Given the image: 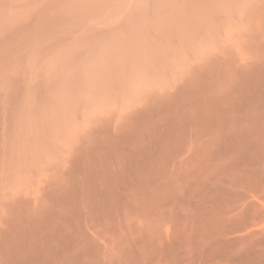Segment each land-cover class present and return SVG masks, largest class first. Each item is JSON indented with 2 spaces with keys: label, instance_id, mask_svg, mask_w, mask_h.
I'll return each instance as SVG.
<instances>
[{
  "label": "bare ground",
  "instance_id": "1",
  "mask_svg": "<svg viewBox=\"0 0 264 264\" xmlns=\"http://www.w3.org/2000/svg\"><path fill=\"white\" fill-rule=\"evenodd\" d=\"M248 1L250 2V0ZM246 3L248 4V2ZM195 10L194 7V11ZM182 11H180L181 15H183ZM188 11L186 12L190 15L191 12L189 13ZM175 12H179L178 9ZM260 13L261 12H259V14ZM212 14L215 13L213 12ZM259 14H256L255 17ZM185 16L189 17L188 15ZM205 17L204 19H206ZM263 17L264 12H262L261 18ZM237 18L240 17L237 16ZM224 20L217 21L223 23ZM210 21L213 22V20ZM190 24H192V22ZM229 24H231V22ZM167 25L164 24L166 27ZM225 25L226 23L224 26ZM224 26L221 27L225 28ZM253 26L254 25H252V27ZM263 26H261L260 22V27ZM162 27L161 25L160 28ZM245 28L247 29L246 25ZM159 30H162L164 34L168 31L167 28L166 30L165 28ZM216 30L218 31V29ZM252 30L251 28L250 33H252ZM211 31L214 30L212 29ZM175 32L177 33V31ZM213 33L215 34V32ZM217 34L221 35L219 33ZM252 34H254V32ZM208 36L209 35H207L206 38ZM255 36L254 39L250 37L253 39L252 40L249 39V37L247 39V36L242 38L241 35L240 39L242 38L241 40L243 43L239 42L241 45L238 47H242L243 45V50L241 48L243 52H238L240 56L237 55L238 53L236 52L238 47L234 49L235 53H237L235 54L236 56H234V53L231 54L232 52H230L231 49L227 48L229 45L226 47L225 51L218 52L221 43H219L220 45L215 54L213 53V55H211L208 53L210 57L206 56V52V54L204 53V59L201 57V54H198L202 58L201 60L197 55V57L195 56L196 58H194L196 61L193 60L194 62H190L184 55V58L181 57L183 61L186 59L189 60V62L183 63L182 61L183 64L181 63V65L184 66L180 69V72H176L175 67L178 68L181 60L178 58L180 62L176 66L178 62V60L175 59L176 54L171 52L174 46L170 49L171 51L168 50L169 48H167L165 43L169 44L170 42H168V40L170 41V39H168L169 36H167V38L165 36L167 42L164 43L165 45L162 41L160 42L164 45L162 46L161 44V49L162 47H166V51H169V53L171 52L170 55L172 54L173 57L170 56L169 53H166L167 55L163 53L164 60L159 61L162 59L160 58L158 60L160 57L159 54L162 56L163 51V49H160L161 52L158 53V56L156 55L157 57L155 58L159 62L158 65L157 60L156 63L151 60L152 63H155L154 66H157V68L155 66L156 69L153 68L155 71L151 69L152 71L150 70L147 72L146 76L142 73L143 75L141 76H145L143 77V81L141 79L142 82H140L141 76L138 77L141 73H135L137 76L135 75L136 78L135 76L133 77L135 79L138 78V80L134 81L133 78V85H135V82H138L137 84L139 85L136 84V86L140 87V84H143L145 81L143 84L144 86L142 85L143 87L141 86V89L138 88L137 90V87L132 85V80L129 82L134 88L128 84V88L125 90H129V87L131 90L136 88L134 91H129L134 97L128 93L125 94L132 97L129 99L128 97L130 96H126L129 100V103H126L127 106H122L123 104H121L122 107H126V110H123L125 112L121 111L120 109L122 108L119 107V109L117 106L122 112H120L119 116L121 115L120 117L123 118L121 119L119 117L116 121V118L114 119L116 122H114V125L112 124L114 130L110 131L109 129V127L111 128L110 123L112 120L109 121L108 127L103 125H106V121L109 119H106L104 124L102 121V126H100L103 127L105 131L106 128L108 129V131L105 132H108L107 134L103 135L102 133H104V131L99 130L100 136L96 137L94 135H99V132L92 135V130L89 131L91 138L92 136L94 137V139L92 138L93 143L91 145L90 142L92 141L90 140L85 142L88 144L90 143L89 147L91 148H88L86 144V146L82 147H87L88 149L76 147V149L78 148L79 153L77 154L79 155H74V161L71 160L72 167L68 165L70 168L67 167L69 168L67 170L64 169V166L62 168V165H60L63 161L59 163V167H61L60 170H66H63L65 173L62 172V174L64 173V175L67 176V180L64 179V175H62V178V176H58L57 174L55 178L52 176V181L50 174H52L51 171L55 169L53 166H55L54 161H56V159L53 161L54 164L51 165V167L54 168H52V170L46 163L50 162V156L48 155V157L46 155V158L43 156V158H45L44 165L46 163L47 166L50 167V172L46 171L48 168L47 166V168H43V163L41 164L43 167L40 165L43 159H37L38 157H42H40L42 153L50 154L48 149L49 151H52V149L46 148L47 153L46 150H44L45 148L42 147L43 151H40L41 154L39 153V155L37 154L38 156H36V149L33 146H27L28 150L32 147L34 148L30 150L31 152L33 151V153H35L34 156H36L35 162L33 161L34 166L36 163L37 165L39 163V166H41L37 168V170L39 169L41 172L44 170V173L48 172V176H50V180L48 177H44L47 179L45 180L40 177V175H43V172L35 176L34 173L38 172L32 171L34 178H30L31 181L35 178L39 179L40 177V180L43 182H48L49 180V182L52 181V183L44 182V185L40 187V180H38L39 182L36 180V184H39L38 187L41 189L38 190L39 188L37 187V189L35 187L38 191L33 192L31 190L34 188H32V185L29 186L30 182L27 184L28 186H22L26 188L31 187L32 189L28 190L33 194L34 192H38L35 193V195L40 194L39 191H42L43 194L38 195L39 197L37 195V197L34 196L36 199L38 198V200L43 196L44 200L40 199L43 202H39L36 199L33 200L34 198L32 196V198L30 197L31 193H28L29 197L26 195L28 198L23 197V192L21 193L19 190L21 185L20 188H18L20 182L14 187L17 186L16 190L20 191L21 196L18 191L8 196L9 190L6 188L12 184V178L21 174L22 169L24 173L25 168L22 167V169H20L21 166L17 165L19 166L17 167L12 164L13 161L16 164L18 160L21 161L19 158L20 155L16 162V159L13 160V156H9L8 158L9 154L7 153L10 152L11 154L13 151V153L18 152L21 154L20 152H25V149L22 151L18 147L16 149L20 151H17L15 148L11 147L12 151H8L6 147L7 149L9 148L6 145L5 152H8L4 153L9 160L2 155V163L5 158V164L1 163L2 165L0 166V264H264V37H257L260 36L258 33ZM261 36H264V33ZM159 38H163L162 40L166 41V39L164 40V35L157 39ZM182 39L184 38L182 37ZM211 39H214V37ZM217 39L220 40L219 38ZM243 39H246V41L244 42ZM172 40L173 39H171L170 44H172ZM180 40L181 39H179V41ZM225 40L229 39L227 38ZM184 41L186 42V40ZM184 41H182V46L186 44ZM203 42L201 43L203 44ZM223 42L225 41L223 40ZM179 43H181V41ZM189 46L190 45L187 44V47ZM202 47L201 45V49ZM193 48H191V50ZM220 49L223 50L224 47L222 46ZM113 50L112 48V51ZM227 50H229V52H226ZM178 52L180 53V48ZM197 53L195 51V54ZM188 54L192 56V53L189 52ZM164 55H166V59ZM130 56L134 58L131 54ZM125 57L124 55L123 59ZM197 59H199V61H197ZM146 61H143L144 64H146ZM136 62L138 61L136 60ZM152 63H150L151 66ZM170 66L174 67V71L177 75L173 72V69L170 71ZM177 70L179 71V69ZM76 75H78V73L75 74V76ZM75 76L73 75L74 81L78 77L75 78ZM130 78L128 79L130 80ZM105 81L106 80H104V82ZM69 82L71 83V81ZM76 82L78 83V81ZM72 83L75 85L74 82ZM39 84L40 83H37V85ZM68 86L70 87V85ZM64 87L66 88V86ZM65 88H63V90ZM63 90L62 93H66ZM71 90L69 89V91ZM119 92H121V89ZM119 92L117 91L116 97ZM58 95L61 96L62 94L59 92ZM123 95L122 97L125 96ZM71 96L72 95H69V98ZM111 99L109 97V100ZM124 99L126 98L124 97ZM102 101H104L103 98ZM122 101V103H124V100ZM56 107L58 108V106ZM56 107H51L52 113H55L53 109L58 112ZM60 107L62 108V106H59V108ZM49 109L48 111L51 112ZM118 109L116 111H118ZM42 111L44 113V110ZM61 111H63V108ZM49 112H47V114ZM73 113L72 111V114ZM109 113H111V111ZM115 113L116 112H114V115ZM123 113H125V115ZM62 114L63 113H60L63 121V117L67 116V113H65V116ZM39 115L41 116V112ZM46 115L45 117L42 115L46 123L45 125L51 127L49 130L52 128L54 129V122H51L50 119H53L56 115H53V117L52 114L47 115V120L51 123L47 120L45 121ZM40 116H37V119L35 118L36 122ZM49 116H51V118ZM61 116L59 117L60 119ZM56 120L55 126L62 123H59L58 119L56 125ZM7 122L8 123H5L6 125L9 124V126L14 124L12 123L10 125L9 120ZM48 123L50 125H48ZM40 124L44 126L43 122ZM40 124L37 127H40ZM4 125L2 129L5 127ZM34 125L35 124H33V126ZM9 126L7 131L10 130V134L12 133L11 135H14V131L12 132ZM59 127L60 131H62V125ZM5 128H7V126ZM38 129L39 128H37V130ZM43 129L47 130V132L41 131L39 135L42 136V133L48 135L49 130L47 128ZM68 129L67 131L70 130ZM56 130L57 129H54V131L51 130L53 132L52 135H56V133H54ZM24 131L23 133L25 134ZM93 131L96 133V129ZM9 132L5 135L10 136L8 135ZM16 133L17 131H15V134ZM63 133L61 134L64 136ZM20 134H17L19 138L21 137ZM50 134L49 137H51ZM5 135L3 136L6 137ZM86 135L85 137H81L86 138ZM18 136L15 139L16 143L20 144L21 139L19 140ZM14 137L15 135L13 138ZM28 137L26 138H31ZM43 137L44 135L40 139L43 140ZM49 137L47 136V138ZM78 137L80 141V136L78 135ZM3 138L1 139L3 140ZM23 138L24 137H22V139ZM47 138L44 137V142ZM1 139L0 143H2ZM15 139L13 140L15 141ZM27 139H25L26 143H31V139L30 141H27ZM34 139L35 138L32 136V141H36V143L40 141L39 139L38 141ZM50 139L54 140V138ZM50 139L47 140L48 143H50ZM56 139L53 143H55V141L56 143L58 142ZM5 140L10 141L8 137L7 139L5 138ZM13 140L11 142H14ZM67 140L69 139H66V141ZM47 141L45 143L49 146ZM59 141L61 140L59 139ZM77 141L78 140H76V143ZM44 142L41 143L44 145ZM81 142L82 144H78L83 145L84 142ZM3 143L2 146L0 145L1 147H3ZM38 143L40 145V142ZM70 143L68 145H71ZM11 145L14 146L12 143ZM33 145H35V142ZM18 146L21 148L23 144ZM53 146L50 147L58 149L60 145H57L58 147L55 145L56 148ZM37 148V150H39V147ZM59 149V152L60 150L62 151V149ZM74 149L71 151H74ZM0 150V154H2L1 152L3 149ZM75 151L78 152L77 150ZM26 152V156L31 153L29 151ZM55 152L57 153L56 150ZM59 152L57 154L58 156H60V154H62V156L66 154L65 152L64 154ZM74 152H71V154L73 155ZM67 153H69V150ZM21 155H23L22 158H24L25 154L22 153ZM54 155L56 156V154ZM28 158L30 159V156ZM28 158L27 162L29 160ZM59 158L60 157L57 159ZM62 158L60 160H70V157H66V155ZM64 158L68 159L65 160ZM32 160L33 159H31L30 163L33 166ZM60 160L58 162H61ZM23 162L21 165L24 164ZM28 164L29 163H27V165ZM63 164L66 165L67 163L64 162ZM27 165L25 164V166ZM33 167L31 168L32 170ZM36 167H34V169ZM59 167L56 166L58 171L55 170L54 172L57 171L61 173ZM29 172L30 171L27 173ZM23 173L20 177L23 175L22 177L24 178L25 174ZM33 175L31 177H33ZM29 176L28 174L27 178H29ZM22 177L20 181L23 180ZM16 178L17 177H15V179ZM27 182L28 180L26 183ZM21 184L25 183L21 182ZM33 184H35V181H33ZM11 187L10 190L14 188L13 186ZM5 189L8 190V192L6 191L8 195L4 194ZM28 190L26 192H29ZM17 192L19 194H16ZM29 198H31L34 203H32Z\"/></svg>",
  "mask_w": 264,
  "mask_h": 264
},
{
  "label": "rangeland",
  "instance_id": "2",
  "mask_svg": "<svg viewBox=\"0 0 264 264\" xmlns=\"http://www.w3.org/2000/svg\"><path fill=\"white\" fill-rule=\"evenodd\" d=\"M259 1H261V2H259ZM246 2H248V4ZM262 2H263V4H262ZM194 3H195V5H194ZM193 5L196 9L195 11H194ZM247 5H250V6H247ZM228 7H230L231 9ZM258 8L260 11L258 10ZM177 9L179 12H175V11H177ZM203 10H204V12H203ZM253 10H254V12H253ZM180 11H182L183 15L180 14L181 13ZM186 11H188L189 13L191 12L190 15L187 14ZM228 11L229 12L231 11L232 13L231 12L229 13ZM238 11H240V12H238ZM246 11H247V13H246ZM208 12H209V14H208ZM213 12L215 14H212ZM219 12L221 13V15ZM259 12H261L260 13L261 15L259 14ZM262 12H264V0H253V1L250 0V2L248 0H0V139L4 137L3 135H5L7 132L10 131V130L7 131L9 124L6 125V123H8L7 122L8 120H9L10 125L12 123H14L11 126H9L10 127L9 129H11L12 132L14 131L13 134L15 135V137L13 138L14 135H11L12 133L10 134V132H9L8 135H10L11 138H10V136H6L7 135L6 134L5 135L6 137L3 138L4 141L1 139V142L2 143L5 142L6 144L3 143V147H1L2 143H0V145H1L0 149H3L1 152L2 154H0V159H1L0 160L1 161L0 166L3 163L5 164V158H7L6 157L7 155L5 153H7L8 151H12L11 147L15 148V150H17V151L19 149L22 151H23V149H25V152H20L21 154L24 153L25 156L27 154L26 151L31 152L30 150H32L34 148L36 149L35 151H37L36 154L33 153V151L28 154L30 156V159L28 158L29 157L28 155H27L28 157L24 156V158H22L23 155L19 154L18 152L13 153V151H12L11 154H10V152L7 153V154H9L8 158H9V156H13L14 157L13 160L16 159V162H17L18 156L19 155L21 156V157L19 156L21 161L18 160V162L20 164L18 162L16 164L14 161L12 162V164H14V166H17V165L21 166L20 169H22V167H24L25 172L23 173L24 170L22 169L21 174L23 173L26 176V178H25V176L23 178L22 177L23 175H22L21 177L23 180H21V181H20V178H21L20 175L21 174H19L18 176L17 175L14 176L12 178V181L15 184L13 182H11L12 184H10V185L14 187L15 185L19 184L18 182H20V184L18 185V188H20V185H21L22 190H21V188L19 190L21 191V193L23 192L22 193L23 197L28 198L29 194L31 193L30 197L32 196L34 198L33 200H35L38 195L43 194V193H42V191H39L40 194H38V195L36 194L37 195L36 196L35 193H38V192H34V194L32 192L40 190L41 189L40 187H41V185L42 186L44 185V182L52 183V181H53L52 176H54V178H55L57 176V174H58V176L64 175V173H65L64 171L69 169L70 166L72 167V161H74L73 159H75L74 155H76V156L79 155V154H77V153H79V151H78L79 147L81 148L82 146L87 145L88 148H91L89 146H90V143L92 145V143H93L92 140L94 139L93 136H92L93 139L91 138V134L92 135L97 134V132H99V130L104 131V133L101 132L103 135L108 133V132L105 133L106 131H108L107 128L105 131V130H103V127H101L102 123L104 124L105 123L104 121H106V119H109V120H107L108 123L106 121V125L104 124L103 126L108 127V124L110 123L109 121L112 120V122L110 123L111 128L109 127V129H110V131H113L114 128L112 126L116 123L115 121L118 120L119 117L121 116V115L119 116L120 112L123 110H126V107H122V106H124V105L127 106V104L129 103V100L127 99V97L131 95L129 91L136 90V88L134 90L133 89L131 90L130 87H129V90L128 89L125 90V89L128 88L127 86H128V84H130L129 82H131V80L134 78L133 76H135V75L137 76V74H140V73L141 74L138 75V77L143 75L142 73H144L146 76V73L149 72L151 69L153 71H155L153 69L156 66V65L154 66V64L156 63V60H157L155 58L158 56L157 54L160 53L162 49H163L162 56H161V54H159L160 57L158 58V60L160 58H162V59H160L159 61L164 60L163 53L168 54L169 51L168 52L166 51L167 50L166 47L165 48L162 47V49H161V44L162 43L164 44L165 42H167V39H166L167 36H169L168 39H170V41L168 40V42L171 43V39H173L172 41L174 42V43L172 42V44L169 43L170 46H169V44L165 43L167 48H169L168 50L172 49V47L174 46L173 47L174 49H172V51L171 50L170 51L172 53L174 52L176 54L175 59L178 60V58H179V60H181V62L179 60H178V62L176 61L177 62L176 66L180 62V64L178 65V68L175 67V64H174V67L176 69L175 71L180 72V69H182L184 66V65H181L183 58H184V55L187 59L190 60V62L196 61V59H194V58H196L198 54L199 55L201 54V57H203V59H204L206 53H207L206 54L207 57H210V55L208 53H210L211 55H213V53L215 54L217 52L216 50H217L218 46L220 45L219 43H221L220 46L221 47L223 46L224 49L222 50V49H220L221 47H219L220 50L218 49V52L225 51L226 47L229 45L230 47L228 46L227 48L231 49L230 50V52H232L231 54L234 53V56H236L235 54H237L239 51L243 50V48H242L243 45H242V47H238V46L241 45L239 42H242L241 39L244 36H247V39H248V37H249V39H252V38L254 39L256 37L255 35H257V33H258V35H260V36H257V37H259V38L264 37V36H261L264 33V31H263V28H264L263 23L264 22H262V21H264V19H263L264 17L261 18ZM254 13L259 14L260 16L257 15V17H255L256 14H254ZM185 15H188L189 17H187ZM223 15H224V17H223ZM203 16L204 17L206 16L205 17L206 19H204ZM237 16L240 17L241 19L237 18ZM257 18H258V20H257ZM194 19H196V20H194ZM222 19L223 20L225 19L223 21V23L222 22L220 23L217 21V20L222 21ZM227 19L229 22L228 21L226 22ZM197 20H198V22H197ZM210 20H213V22L215 24L213 22H211ZM181 22H182V24H181ZM187 22H188V24H187ZM191 22H192V24H190ZM224 22L226 23L225 26H224V24H225ZM230 22H231V24H229ZM247 22H248V24H247ZM260 22H261V26H263V27H260ZM167 23H168V25H167ZM198 23H200V24H198ZM164 24L167 25V27L164 26ZM171 24H173V25H171ZM176 24H177V27H176ZM161 25L165 28V30H166V28L168 29V31H166L167 35H166V32L164 34V32H162V30H159V29H164L163 27L160 28ZM245 25H246L247 29L245 28ZM252 25H254L255 27L257 26V27L256 28L254 26L252 27ZM221 26L222 27L224 26L225 28H222ZM192 27H193V29H192ZM251 28L253 29L252 33L254 32V34L250 33ZM212 29L214 31H211ZM216 29H218V31ZM254 29H255V31H254ZM187 30H189V31H187ZM200 30H201V32H200ZM175 31H177V33ZM191 31H192V33H191ZM210 31H211V34H210ZM173 32H174V34H173ZM182 32H183V34H182ZM213 32H215V34ZM245 32L248 35H252V36H248ZM261 32H263V33H261ZM217 33H219L221 35H218ZM159 34H161V35H159ZM162 35H164V40L166 39V41H163L162 40L163 38L157 39L160 36L162 37ZM205 35L206 36L209 35L210 37L208 36L206 38ZM241 35H242V38L240 39ZM165 36H166V38H165ZM170 36H172V37H170ZM173 36H175V37H173ZM176 36H177V38H176ZM181 36L184 39H182ZM220 36H222V37H220ZM226 36H228V37H226ZM155 37H156V39H155ZM213 37H214V39H211ZM250 37H252V38H250ZM196 38H197V40H196ZM217 38H219L220 40H218ZM227 38L229 40H225ZM179 39H181L180 40L181 43H179L180 42ZM184 40H186V42ZM189 40H190V42H189ZM214 40H215V42H214ZM223 40L227 43L223 42ZM243 40H244V42L246 41V39H243ZM161 41H162V43H160ZM182 41H184V43H186V44H183L184 47L182 46V43H183ZM249 41H251V40H249ZM191 42H193V43H191ZM197 42H199V43L203 42L205 47L202 43L199 44ZM205 42L212 43V44H208ZM216 42L218 43V45ZM230 42H231V44H230ZM232 42H234V43H232ZM196 43H197V45L199 44L200 46L198 45L199 46L198 47L196 45ZM238 43H239V45H238ZM163 44H162V46L165 45V44L164 45ZM176 44H177V46H176ZM187 44L190 46L187 47ZM206 44L209 46H207ZM224 44H225V46H224ZM193 45H194V48H193ZM201 45L204 48L202 47V49H201ZM152 46H154V47H152ZM182 47H183V49H182ZM195 47H196V49H195ZM207 47H209V48H207ZM235 47L240 48V49L237 48V50H236L237 53H235V51H234V49H236ZM112 48L114 49L113 51H112ZM179 48H180V53L178 52ZM191 48H193L192 50L194 52V56H193V52H192ZM241 48H242V50H241ZM150 51L153 53H151ZM181 51H182V54H181ZM186 51H187V53H186ZM195 51H196V53L198 51L199 52L197 54H195ZM124 52H125V54H124ZM189 52L192 53L193 57L190 56L191 54L190 55L188 54ZM226 52H229V50H227ZM170 53H169V55H170ZM130 54L135 59L131 58ZM151 54H153V55H151ZM178 54L179 55L181 54V55L179 56ZM239 54L240 53H238L237 55H239ZM115 55H118V56H115ZM124 55L126 57L123 59ZM166 55H164L165 59L167 58ZM169 55H168V57H169ZM186 55H189V56H186ZM199 55H198V57L201 60L202 58ZM112 56H113V58H112ZM170 56H172V54ZM181 57H183V58H181ZM144 58H146V59H144ZM190 58L191 59L193 58V59L191 60ZM147 59H149V60H147ZM127 60H129L131 62H129ZM136 60L138 62H136ZM151 60H153V62L155 61V63H152ZM158 60H157V65L159 63ZM189 60L184 59L183 63H187V61L189 62ZM143 61L144 62L146 61V64H144ZM197 61H199V59H197ZM136 63H137V65H136ZM150 63H152V66ZM132 65L134 68L132 67ZM136 66H137V68H136ZM141 66L143 67L144 71L142 70ZM147 66H150V67H147ZM146 67H147L148 71L146 70V72H145ZM174 67L170 66L169 67V68H171L170 71H172V69H173V72L177 75V73L174 71ZM156 68H157V66H156ZM177 69H179V71ZM77 73H78V75L75 76V74H77ZM120 73H121V75H120ZM135 73H137V74H135ZM73 75L75 76V78L78 76L75 81H74ZM136 76H135V78H136ZM145 76L140 77V82L143 81V77H145ZM71 77L73 80L71 79ZM128 78H130V80ZM135 78L133 80L137 81L138 78L137 79H135ZM141 79H142V81H141ZM104 80H106V81L104 82ZM133 80H132V85L134 83ZM69 81H71V83L74 82L75 85H73V83L71 84ZM76 81H78V83ZM155 82H157V81H155ZM37 83H40L39 84L40 87H39V85H37ZM137 83L138 82H135V85H133V86L137 87L136 86ZM144 83H145V81H144ZM143 84H140V87L138 86L137 90H138V88L141 89V86ZM68 85H70V87ZM72 85L74 86V89L76 88L75 90H77V91H75L73 89ZM87 85H89V86H87ZM100 85H101V87H100ZM132 85L130 84L131 87H132ZM137 85H139V84H137ZM61 86L63 88H65L64 86H66L67 89L65 88L63 90V88ZM132 88H134V87H132ZM69 89L70 90L72 89V90L69 91ZM120 89H121L122 93L119 92ZM62 90L65 91L66 93H64V92L62 93ZM117 91L119 92L118 96L119 95H121V96L116 97ZM59 92L63 96L66 95L67 97L66 96L63 97L62 95L59 96L58 95ZM136 92H138V91H136ZM127 93L130 95H128V96L125 95ZM57 95L59 96V98ZM69 95H72L71 96L72 98L71 97L69 98ZM102 95H104V96H102ZM122 95L127 100L124 99V97H122ZM90 96H91V98H90ZM131 96L128 98L130 99V98L134 97V96H132V97ZM109 97H110V99L111 98L112 99L109 100ZM102 98L104 101H102ZM87 100H88V102H87ZM122 100H124L125 104L122 103L123 102ZM53 102H54L55 106H54ZM118 102H120V103H118ZM56 104H58V105H56ZM110 104H111V106H110ZM121 104H123V105L121 106ZM56 106H58V108ZM59 106H62L63 111H61L62 108L61 107L59 108ZM117 106H118V108L119 107L122 108V109L119 108L121 111L117 108ZM51 107L52 108L56 107V109H58V112H57V110L53 109V112L55 111V113H52ZM110 107H111V109H110ZM46 108H47V110H46ZM48 109L51 112H49ZM117 109H118V111H116ZM42 110H44V113ZM72 111L74 112L73 114H72ZM110 111L113 114L109 113ZM40 112H41V116L39 115ZM47 112H49L48 114H50V115L52 114V117H53V115H56V112H57V115L53 117L54 121L51 118V116H49V117L52 119V120L50 119V121L54 122V129L58 130L60 128L59 127L60 125H62L63 129L65 128L64 129L65 131L62 128H61L62 131H60V129L58 131L56 130L58 132V134L60 131V134H59L60 136L57 134L56 131L54 133H56L57 136L52 135L53 134L52 131H54V129L52 128L49 130V128H51V127L50 126L48 127L45 125L46 123L44 122L42 115H44V117H45ZM114 112H116L115 115L118 118L114 115ZM117 112H119V113H117ZM123 112H125V111H123ZM60 113H63L62 114L63 116H65V113H67L66 114L67 116L63 117L65 119V121H64V119L62 121V116L60 115ZM123 114L125 115V113H123ZM35 115H36V117H35ZM47 115H46V119L44 118L45 121L48 119ZM37 116L41 117V118L39 117L40 120L38 119L37 122L39 124L41 122L44 123V126H43V124H40L41 128L37 127V126H39V124L36 122V119L38 118ZM60 116H61V119L59 118ZM55 117H56V119L57 118L59 119V123L62 122L64 125L61 123L60 125L55 126V120H56ZM73 117L75 120L73 119ZM110 117H111V119H110ZM120 118L122 119L123 117H120ZM114 119H115V121H114ZM41 120H43V121H41ZM73 120L76 122H74ZM39 121H41V122H39ZM47 121L49 123H51L49 120H47ZM66 122H67V124H66ZM4 123H5V125H4ZM49 123H48V125H50ZM57 123H58V121L56 122V125H57ZM33 124H35V125L33 126ZM65 124L66 125L69 124V125L66 126ZM3 125L5 127L7 126V128L3 127L5 133L2 129ZM17 125H18V127H17ZM51 126L53 127L52 124H51ZM99 126H100V128H99ZM11 127L12 128L14 127V128L12 129ZM15 127H17V128H15ZM105 127H104V129H105ZM37 128H39L40 130L38 129L39 130L38 131ZM43 128H45V129L47 128L49 130L48 133L49 134L51 133L50 134L51 137H49V134L45 135L44 133H42V136L44 135L45 138H47V136H48L49 138H47V140L50 138H52V139L54 138V140L56 138H58V139H56V140H58V142L56 143V141H55V143H53L54 140L50 139L51 141H49L50 143H48V141L45 140V142L47 141V143L49 144V146H47V144L44 142V137L42 140V139H40L42 136L39 135V133L41 131L47 132V130H44ZM28 129H29V131H28ZM41 129H43V130H41ZM67 129L69 131H67ZM95 129H96V133L93 131ZM18 130H19V133H18ZM91 130H92V133L90 134L89 131H91ZM15 131H17L16 134H15ZM23 131L25 132V134L23 133ZM63 131H64V133H63ZM36 132H38V133H36ZM2 133H4V134H2ZM27 133L29 134V137H31L30 138L31 143L30 142L26 143L25 139H27L26 137H28ZM61 133H63L64 136ZM17 134H20L21 137L19 138V136ZM84 134L85 135L87 134L86 138H84L85 137ZM98 134L99 135H94V136H96V137L100 136V132ZM31 135L33 136V138H35L34 140H36V139H37V141H38V139L40 140V141H38V142H40V145L38 142L36 143V141H32ZM78 135L80 136V141H79ZM17 136H18L19 140L21 139L20 142L23 144V146H21V148L18 145H22V144L16 143L15 138ZM53 136H55V137H53ZM61 136H62V138H61ZM81 136H84V137H81ZM7 137H8V139H10V141L8 140L9 143H8V141L5 140V138L7 139ZM22 137H24L25 139L24 138L22 139ZM13 139H15V141ZM30 139H27V141H30ZM59 139L61 141H59ZM66 139H69L70 141L69 140L66 141ZM84 139H86V140H84ZM12 140L14 142H11ZM72 140L75 142V145H78V146H75L74 142ZM76 140H78L77 143H76ZM87 140H90L92 142L89 141L90 143L88 144ZM81 141L84 142L83 145L78 144V143L82 144ZM85 141H87V142H85ZM10 142L12 144H14V146H12ZM17 142H18V140H17ZM34 142H35L36 147H35V145H33ZM41 142H44V145H46L47 147L44 146L43 143H41ZM52 143L54 144V146L60 145L59 147H60V149H62V151L59 149L58 146L57 147L60 150V152L58 151V149L51 148L53 146ZM69 143L73 147L71 145H68ZM4 144H5V146H4ZM50 144H52V145H50ZM6 145L8 146L9 149H7ZM41 145H43V146H41ZM27 146L28 147L33 146L34 148L32 147L31 149L28 150ZM56 146H55V148H56ZM5 147H6V150H8L7 152H5ZM18 147H19V149H16ZM37 147H39V150H37L38 149ZM42 147L45 148L44 150H46V148L47 149L50 148V150L52 149L53 152L49 151V149H48V152H50V154L42 153L43 154L42 155L40 153V151H43ZM76 147H78V148L76 149ZM87 147H82V148L85 149ZM73 149H74V151L77 150L78 152L75 151L76 152L75 153L74 151H71ZM81 149H79V150H81ZM55 150L57 151V153L55 152ZM66 150L67 151L69 150V153H67ZM46 152H47V150H46ZM58 152L63 153V154L65 152L66 154H64L63 156H62V154H60V156H58L57 155ZM71 152H74L73 155L71 154ZM39 153L41 154L40 157L41 156L42 157L41 158L38 157L37 159H40V160L43 159V161H41L40 165L42 163L44 165V160L48 155L51 158V160H49L50 158L47 159L51 162V163L46 162L48 164V166L51 167V165L54 164V162H55V164H54L55 166H53V167H55V169L53 167H51V169L52 168L54 169V170L52 169L53 171H51L50 167H48L46 163H45L44 167H43V165H41L44 169L47 166L48 168L46 167L47 168L46 171L50 170L52 172L53 175L50 174L52 181H50V182H49L50 176H48V172L44 173L45 171L42 170V172H43L42 173L39 169L37 170V168L41 167V166H39V163H38V165L36 163V165L34 166V162H35L34 160H36V156H38ZM34 154L36 156H34ZM52 154L53 155L56 154V156L54 155L55 156L54 157ZM67 154H69L70 156ZM2 155H3V157H5L3 163H2L3 157H1ZM65 155H66V157H70V160L68 158H66L69 161L68 160L67 161L60 160L62 157H65ZM43 156L44 157L46 156V157L43 158ZM57 156L60 158L57 159L58 158ZM72 156H73V158H72ZM8 158H7V160H9ZM10 158H12V157H10ZM27 158L30 161L28 160V162H27ZM22 159L24 162L22 161ZM31 159H33L32 160L33 166L34 167L37 166L35 169L30 163ZM55 159H56V161H54ZM59 160L61 162H58ZM62 161H63V163L66 162L67 166L64 165L62 163ZM22 162L24 164L21 165ZM69 162H70V164H69ZM27 163H29V164L27 165ZM56 163H57V165H56ZM59 163H62V164H60V165H62L61 167L63 168V166H64V169H66V170L63 169L64 170L63 171L61 169L62 170L61 171L60 170L61 167H59ZM25 164L27 166H25ZM68 165H70V166H68ZM19 166H17V167H19ZM28 166H29V168H28ZM56 166L59 167V171L61 173L57 172L58 168L56 169ZM65 166H66V168H65ZM32 167H33V170L31 169ZM67 167H69V168H67ZM43 168H41V169H43ZM27 170L30 171L32 173V175H33L34 171L38 172V173H34L35 176L37 174L40 175L42 173L43 175H40V177L42 179L44 177L45 178L48 177V179H49L48 182L47 181L43 182L42 180H40V177H39V179L35 178L34 180L31 181L30 178L33 179L34 175H33V177H31L32 176L31 173L30 172L27 173L28 172ZM55 170H57V171L54 172ZM0 171H1V167H0ZM39 171H40V173H39ZM62 172H64V173L62 174ZM54 173H55V175H54ZM28 174L30 175L29 178H27ZM15 177H17V178L15 179ZM18 177H19V179H18ZM62 178H63V176H62ZM17 179H18V181H17ZM64 179L67 180V176H65ZM27 180H28V182L26 183ZM36 180L37 181L40 180V182L38 181L40 183V185L36 184V182H37ZM45 180H47V179H45ZM33 181H35V184H33ZM21 182L25 183V184H21ZM28 183L30 184L29 186L32 185V188H34V189H32L31 187L30 188L29 187L28 188L23 187L24 185L26 186ZM10 185L8 186L9 188L8 187L6 188L9 190V195L7 194L8 190H6V189L4 191L5 192L4 194L11 196L12 193L15 194V191H18L20 193L19 190H16L17 186L14 187L12 190H10L12 188ZM38 185L40 187H38ZM35 187L36 188L38 187L39 189L37 188L38 189L37 190ZM23 188H24V190H23ZM28 189H32L31 190L32 192L29 191ZM27 190L29 192H26ZM10 191H11V193H10ZM18 192L16 194H19ZM21 193H20V196H21ZM24 193H26V194H24ZM26 195H28V197ZM31 198H29V199L32 202ZM40 199L44 200L43 196H42V198H39V200H38V198L36 199L39 202H43ZM32 203H34V202H32Z\"/></svg>",
  "mask_w": 264,
  "mask_h": 264
}]
</instances>
